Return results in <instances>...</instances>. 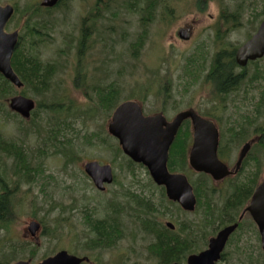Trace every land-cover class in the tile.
Segmentation results:
<instances>
[{
    "label": "rangeland",
    "instance_id": "1",
    "mask_svg": "<svg viewBox=\"0 0 264 264\" xmlns=\"http://www.w3.org/2000/svg\"><path fill=\"white\" fill-rule=\"evenodd\" d=\"M15 1H19L20 7H24L25 0H0V3L14 4ZM257 1L253 0V3ZM124 2L125 0H73L52 13L48 14L50 11H46L47 15H50L47 20L54 23V26L49 31L48 28L43 29L46 36L42 39L45 42L38 52L43 61L56 60L60 67L57 80L46 99L52 101L70 97L77 108L73 111L74 115L67 116L69 118L66 124L61 125L64 131L57 139L50 140L49 130L54 127L53 121L59 116L41 110L33 115L34 121L31 122L32 119L26 120L22 116L8 114L5 111L6 109L10 111L7 102L4 108H0L2 138L7 142L13 141L22 145L30 162V171L40 173L37 180L27 181L24 175L15 172L14 159L0 151V191L4 182L11 190L9 198L14 210L9 228H0V259L4 261L14 257L27 259L33 250V261L36 262L44 256L66 250L74 255L89 256L92 259L91 264L158 263L146 250L152 236L141 231L137 219L138 216H146L137 211L139 207L136 199L133 200L128 195L135 193L141 197L140 200L152 199L155 206H159L158 216L161 217L162 223L171 220V210L174 211L175 207L163 199L160 188L153 187L145 167L137 165L129 171L127 160L117 155L116 139L110 137L107 131V124L114 109L93 113L97 101L96 87L109 89L110 85L115 86L119 96L118 103L139 99L146 114L158 111L165 105V115L172 118L178 111L193 107L201 112L211 109L209 113L213 114L210 115L220 117L224 129L228 127V121L229 125L231 121H235L236 112L231 100L225 108L213 109L210 89L203 83L205 81L203 75L211 67L212 60L219 50L217 32L220 28L226 30L225 41L232 45L243 43L251 33L247 13L241 20V28L237 30L227 29L225 22L221 20L222 10L227 8L228 12L233 11L240 0L212 1L204 12H199L194 4L195 0H164L155 20L149 25V34L138 58H132L130 43L139 33L140 17L124 8ZM104 3L106 5L111 3L112 11L111 9L107 11L106 18L97 21L96 27L104 31L112 28L114 33L107 36L106 40L94 37L86 60L90 66L85 69L86 76L82 77L85 82L81 80V85L76 87L74 68L77 64V48L72 49L70 46L77 44L81 23L88 8L95 5L94 7L101 9ZM114 12H118V16L112 18ZM47 20L45 19L46 22ZM25 21L26 17L21 18L20 12H17L6 29L8 32L21 30ZM191 23L194 24L192 39L180 40L177 36L178 29ZM62 51L65 52L61 53ZM194 58L199 64H203L206 58L203 64L206 66L199 79L194 78L200 75L198 69H190L191 72L186 75L188 77L184 76L186 62ZM256 66L264 69V58L257 64L249 65L247 69L251 72ZM165 83H168L166 90ZM26 92L28 96L36 99L30 90L27 89ZM251 93L252 91L248 97ZM164 94L167 95L165 103L161 99ZM256 96L260 98L262 94L258 92ZM39 100H43V97L39 96ZM242 104L245 110L246 105ZM97 132H100V138L107 139L106 145L97 144L99 142L95 136ZM54 145L60 147L65 145L70 152L72 151L70 155L72 160L68 165L66 157L55 152ZM93 159L101 163H112L114 167L116 180L106 191L96 189L91 179L84 173V163ZM262 177L264 178V172ZM111 203L124 209L120 216L124 236L111 249L91 252L84 246L86 241L84 230L87 229L83 223L85 211H88L87 216L90 214L91 220L95 221L96 218H104L111 212L113 209L110 208ZM178 209L181 210L179 207ZM92 210L96 213L94 214ZM4 215L11 218L8 211ZM190 217L194 218L193 215ZM198 218L199 214L195 216V220ZM32 220L40 221L45 231V234L44 231L41 232L38 239L24 233ZM109 221L115 222L111 219ZM245 223L251 224V220L245 219ZM244 228L242 231L247 229L249 231H239L235 234L234 240L226 248L227 257L234 261L236 256L232 253H236L241 255L244 261L264 264L256 228L247 225ZM240 237L239 252L230 253L237 249ZM24 241H29L30 245L27 246ZM222 264L226 262L223 261Z\"/></svg>",
    "mask_w": 264,
    "mask_h": 264
},
{
    "label": "trees",
    "instance_id": "2",
    "mask_svg": "<svg viewBox=\"0 0 264 264\" xmlns=\"http://www.w3.org/2000/svg\"><path fill=\"white\" fill-rule=\"evenodd\" d=\"M62 1L63 0H61L60 4H62V6H66L73 0H64V3ZM212 1L217 0H195L194 4L199 12H204L208 8L209 3ZM247 1L248 0H240L239 5L234 7V10L231 12H228L229 10H227V8L222 10L221 20L225 22L227 29H233L236 27L241 28V20L245 17V13H247L250 8L249 3L247 4ZM163 2L164 0H125L124 8L138 14L141 24L137 37L130 43V53L132 58H138L139 53H141V50L145 46L149 34V25L155 20L157 11L160 9L162 4H164ZM19 4V1L14 2L16 11L20 12L21 18L26 17V21L21 26L20 39L18 42L19 44L17 45L12 58V66L23 81L24 87L22 88V90H18L0 73V108H4L6 106L7 99L12 95L23 94L28 96L26 91L27 89L30 90L37 100V107L34 110L33 115H36L38 111L44 110L50 112L51 114L59 116L57 120L53 121L54 127L50 128L49 130L51 133L49 135L50 140H53V138L57 139L58 136H60L64 131V128L61 125L66 124V121L69 118L67 116L74 115L75 112L73 111H76L77 108L75 107L74 101H72L70 97H62L61 95L62 98L60 99L58 98L52 101H47L46 99L47 94L53 89L54 83L57 80V74L60 67L56 60L43 61L40 53L38 52V49L45 42L42 39L43 36H46L43 34V29L48 28V31L51 30L54 26V23H50V21L47 20L49 19L50 15H47V13L44 12V9L43 7H41L40 2H37L36 0H25L24 7H20ZM108 6L109 10L111 9L112 11L111 3L106 5V7ZM262 12V16H264V11ZM15 16L16 15H14V17ZM112 16V18L117 17L118 12H114ZM98 17L99 16L95 15L94 22H97ZM253 17L257 22L261 18V16L256 13H254ZM101 18H103L102 15L99 17V20ZM45 19L47 20V22L45 21ZM11 20L9 21V23H11ZM86 24L87 17L83 18L84 30H80L76 46H70V48L72 49L75 47L77 48V64L74 68V83L76 87H79L81 85V80H83L82 77L86 76L87 74V70L85 69L90 66V63H86V60L88 59V53L92 48V44L94 41L93 38L96 37L94 35H101V37L106 40L107 36H110L114 33V30L112 28H110L109 31H105L102 33L99 32V28L94 30H92L90 27L86 28ZM225 37L226 30L220 28V30L217 32V43L219 50L216 52L212 60L211 67L206 72V74L203 75V77H205V81H203V83L206 84L210 89L209 95L211 96L210 101L213 105V108H225L228 104V101L233 100L232 92L236 89H239L241 87V82L244 81L242 77L243 73H240L241 75H236L235 73L236 71H240L241 69L246 70V67H240L235 60V52L240 44L232 45L225 41ZM64 52L65 51H62L61 53ZM204 62H206V58H204L203 64ZM257 63L258 62H256L255 64ZM203 64L197 63V59L195 58L189 59L184 67L185 73L183 69L184 76L188 77L186 75L187 73L191 72L190 69H198L200 70L199 76H194L192 74H190V76H194L195 79H199L201 77V74H203V70L206 66ZM198 65L200 67H198ZM83 82H85V80H83ZM248 82L251 84V90L252 88L256 87L262 88L264 91V69L256 66V69L254 70L252 77L249 78ZM110 86L111 87H109V89H107V87H96L97 94L92 90L93 93L96 94L97 98V101L95 102L96 105L93 110L94 114L102 110L110 111L117 106V100L119 98L118 91L116 93L115 86ZM164 87L166 90V88H168V83H165ZM39 96H42L43 100H39ZM166 98L167 95L164 94L163 98H161L163 103L166 102ZM5 111L8 114H12L8 109H6ZM33 121L34 118H32L31 122ZM246 122L247 121H244L245 125L248 124ZM229 129L234 130L235 126L233 127L229 125ZM243 129L245 128L243 127ZM95 136L99 140V142L97 143L106 145L107 139L100 138V132H97ZM90 142L91 140L88 141V143ZM54 146H56L55 152L63 154L67 158V161L72 160V158L70 157V155H72V151L70 152V149H68L65 145V147H60L59 145ZM0 151L5 152L7 156L14 159V169L16 173H21L22 175H24L27 181L37 180V177L40 175V173L30 171V162L28 161L26 151L22 145H19L13 141L7 142L2 138L0 134ZM116 153L118 156H122V151L119 146H117L116 148ZM184 157L186 156L183 142L182 140H178L172 148V160L181 162ZM123 158L125 157L123 156ZM126 160L129 165V169H132V166L135 165V163L130 159ZM184 167V164L180 166V168L182 169ZM256 169L257 170L255 172V175L253 176L254 185L252 186L250 184L251 182L249 183L252 177L250 174H247V180L249 181L244 185L245 188L242 190H238L235 195V197L238 199L233 196L231 198V201L238 200V204L240 205L242 202L239 200L244 195H246V193H248L251 187L252 190L254 189V187L256 186L255 180L259 175L260 166L256 165ZM198 189L196 188L197 193L200 196V193L202 194V190L200 187ZM10 194L11 190L3 182L2 189L0 191V226L6 229L8 228L9 223L12 222V215L14 214L12 202L9 198ZM129 195H132V198L136 199L138 203L142 201L140 200L141 198L135 193H130ZM238 209L239 208H237V210ZM6 211L11 214L10 219L7 218L6 215H4ZM92 212L94 214L96 213L95 210H92ZM120 213L121 211L116 209L110 216L107 215L104 218H96V220L93 221L89 217L90 214L87 216L88 211H85L83 223L87 229L84 230L86 239L84 246L87 250H90L91 252L97 250L103 251L115 247L117 243L120 242V240L124 236L121 224L118 221V215ZM211 214L213 215L214 212ZM139 217L140 216L137 217L138 220ZM142 218L140 217V223L143 230L152 236L151 240L146 246V250L148 252V255L154 257L158 263L168 264L171 261H182V258H184L188 253L196 251L197 247L191 243L186 244L185 247V244L182 242L181 236L171 232L165 226V224L162 223L160 216L158 220H155L153 222H149L147 217ZM109 219L114 220L115 222L112 223L109 221ZM209 222L210 221L208 220L207 223ZM175 235H178V237H176ZM91 261L84 264H91ZM0 264H9V261H0Z\"/></svg>",
    "mask_w": 264,
    "mask_h": 264
},
{
    "label": "water",
    "instance_id": "3",
    "mask_svg": "<svg viewBox=\"0 0 264 264\" xmlns=\"http://www.w3.org/2000/svg\"><path fill=\"white\" fill-rule=\"evenodd\" d=\"M60 0H43L42 5L53 7ZM14 13V7L10 4H0V73L14 83L22 87L23 82L12 67V57L19 40V32H7L6 25ZM181 39H190V29L181 28L178 31ZM264 56V20L256 33L241 45L235 54L236 62L240 66H246L250 60H256ZM9 106L26 119L31 117V112L36 107L33 98L24 95H16L9 99ZM193 123L194 145L189 155L190 165L198 171H205L215 178H222L231 173L228 166L223 163L217 154L219 143V131L215 123L201 116L193 109L179 112L172 121H168L163 114L145 116L142 106L138 101L127 100L117 106L108 124V132L119 140L124 154L135 162L146 165L154 181L166 187L167 196L178 201L184 209L193 210L196 198L192 186L183 174L170 173L167 166L168 152L178 129L186 119ZM249 145H246L239 158V163L246 155ZM84 170L91 177L99 190H105L106 184L113 182L112 165L101 164L93 160L84 164ZM256 221L262 237L264 250V182L254 191L251 205L247 209ZM169 225V223H168ZM40 224L32 221L29 229L33 234L39 229ZM234 227L222 230L216 238L210 242L207 250L188 256V264H216L221 258L229 234ZM89 261L86 257L70 254L61 250L55 255L42 260L37 264H82ZM14 264H32L30 261L20 260ZM178 264V263H173Z\"/></svg>",
    "mask_w": 264,
    "mask_h": 264
},
{
    "label": "flooded vegetation",
    "instance_id": "4",
    "mask_svg": "<svg viewBox=\"0 0 264 264\" xmlns=\"http://www.w3.org/2000/svg\"><path fill=\"white\" fill-rule=\"evenodd\" d=\"M94 6L95 5L88 8L86 15L83 14V16L85 15L84 18L87 17L86 28L90 27L92 30L98 29L96 27L97 22H94L95 15L99 17L102 15L103 18L101 19L104 20L106 18L107 11H109V6L106 7V3H104V6L101 9ZM249 6L250 8L249 11L247 12L249 18L247 23L248 25H250L249 31L251 33L249 34L248 38L252 37L256 33L261 22L264 19V16H262L263 15L262 11H264V0H258L256 3H253V0L252 1L249 0ZM43 9L45 12L50 11L47 12L49 14L52 13V11H54L55 9H57V7H53V8L44 7ZM254 13L261 16L258 22L253 17ZM99 17L97 18V21H99ZM185 26H190L191 32L193 33L194 24L192 23L186 24ZM238 28L239 27L233 28V30H237ZM80 30L82 31L84 30L83 21L81 23ZM99 32L103 33L105 31L99 27ZM96 37L101 38V35H98ZM258 61H252L250 63L255 64ZM254 70L255 69H252V71L249 72V69H247L246 67V70L241 69L240 71H236L235 73L236 75L243 73L242 77L244 81L241 82L240 84L241 87L239 89H236L235 91L232 92V99H233L232 102L236 112L235 121L234 122L231 121V126L233 127L235 126L234 130L229 129L228 122H227L228 127H226L225 129L222 128L221 121L219 119L220 117L217 118L215 115L214 116L210 115L213 114V113H209L211 109H209L210 111L207 112L206 111L201 112L195 108H190L196 110L201 116L212 120L215 123L216 127L218 128L219 143L217 147V154L219 159L223 163H225L228 166L229 170L231 171L229 175L222 178H215L212 174L195 170L189 164L190 151L192 150L195 141L194 140L195 131L191 119H186L182 123L169 148V155L167 161V166H169L168 169L173 174H183L186 176L188 182L192 186L193 193L196 198V204L193 210H188V209H184L178 201L169 200V204L171 206H174L175 208L174 211L171 210V220H168L169 225H166L165 223V226L174 234H178L179 236H181L182 242L185 244V247L186 244L191 243L195 245L197 249L194 252L188 253L184 258H182V261H171L168 264H173V263L188 264V256L190 254L193 253L198 254L204 250H207L210 246L211 240L213 238H216L222 230L229 227H234V229L229 234L225 247L221 252V258L216 262V264H222L223 261L226 262V264L229 263L254 264L253 261H249V262L244 261L241 259L240 257L241 255L232 253L234 251L239 252L241 237H240V241L239 240H238L239 242L237 241L238 242L237 249L232 250L230 252L236 256L235 260L232 261V258L227 257L226 254L227 246L232 243V241L235 238V234L237 232L245 229L244 228L245 225L256 228L255 230H257L258 237L260 239V245L262 248V249L260 248L261 254L264 255V251L262 247V237L259 231V227L256 221L254 220L252 214L250 213V211L247 210L248 207L251 205V200L254 191L261 183L264 182V178L262 177V174L264 172V112H263L264 91L262 88H256V87L252 88L251 90V84L248 81L249 78L252 77ZM251 91H252L251 96L248 97V94ZM258 92L262 94L260 98L256 96ZM242 103H245L246 105L245 110L243 108ZM218 109H222V107ZM165 110L166 109L164 105L161 106L158 111H155L151 114H157V113L165 114ZM176 114L172 118H167V119L172 120L176 116ZM146 115H150V114H146ZM242 119H245L244 121H247L246 123L248 124L245 125ZM243 127L245 129H243ZM178 140H182L184 145L185 156H186L183 158L181 162H176L172 160V148L176 143V141ZM246 145H249V149L246 155L244 156V158L239 163L240 154ZM183 164L185 165V167L182 169L180 168V166ZM137 165L145 167L142 164H137ZM256 165L260 166V171L258 177L255 180L256 186L254 187V189L252 190L251 187V189L248 191V193H246V195H244L242 198L240 197L241 199L239 201L242 202L240 205L238 204V200L231 201V198L233 196L235 197L236 192L238 190H242L245 188L244 185L246 184V182L249 181L247 180V174H250L252 177L249 183L251 182L250 184L252 186L254 185L253 176L255 175V172L257 170ZM150 181L153 184L154 188L156 189L160 188L161 193L164 192L166 194L165 186L157 185L152 179V177L150 178ZM198 187H200L202 190V194L200 193V196L198 195L197 190L195 189V188L198 189ZM128 197H131V199H133L132 195H128ZM114 205H115L114 203H111L110 208L113 207V209L108 215L110 216L113 213V211L116 209L121 211L120 213L121 215L124 212L123 207L122 206L115 207ZM138 207L139 209H137V211L143 213V215L147 217L149 222L158 220L159 218L158 217L159 212L157 211L158 206H155L154 201L152 199H148V200L143 199L140 203H138ZM178 207L181 208L180 211ZM237 208L239 209L237 210ZM213 212L214 214L212 215L211 213ZM198 214H199V218L195 220V216ZM190 215H193L194 218L190 217ZM245 219L251 220V224L245 223ZM208 220L210 221L209 223H207ZM118 221L121 224L119 217H118ZM139 224L141 229H143L140 223V217H139ZM27 230L29 231V229ZM28 231L24 230V233L27 234ZM43 231L44 230L42 226L41 232ZM245 231H249V229ZM30 234H32L31 231ZM178 235L175 236L178 237Z\"/></svg>",
    "mask_w": 264,
    "mask_h": 264
},
{
    "label": "bare ground",
    "instance_id": "5",
    "mask_svg": "<svg viewBox=\"0 0 264 264\" xmlns=\"http://www.w3.org/2000/svg\"><path fill=\"white\" fill-rule=\"evenodd\" d=\"M95 33V32H94ZM87 37H90V36H87ZM19 44V43H18ZM16 156V155H15ZM169 167V166H168ZM199 188V187H198ZM196 189V188H195ZM199 190V189H198ZM132 217V216H131ZM223 259V258H222Z\"/></svg>",
    "mask_w": 264,
    "mask_h": 264
}]
</instances>
